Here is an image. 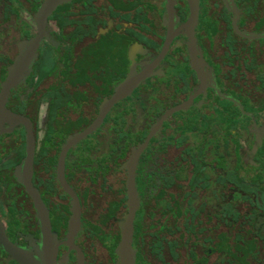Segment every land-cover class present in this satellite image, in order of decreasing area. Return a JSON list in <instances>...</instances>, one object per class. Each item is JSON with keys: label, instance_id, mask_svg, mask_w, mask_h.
<instances>
[{"label": "flooded vegetation", "instance_id": "flooded-vegetation-1", "mask_svg": "<svg viewBox=\"0 0 264 264\" xmlns=\"http://www.w3.org/2000/svg\"><path fill=\"white\" fill-rule=\"evenodd\" d=\"M45 1L0 0V264L46 220L55 264H114L130 168L133 264H264V0Z\"/></svg>", "mask_w": 264, "mask_h": 264}, {"label": "water", "instance_id": "water-1", "mask_svg": "<svg viewBox=\"0 0 264 264\" xmlns=\"http://www.w3.org/2000/svg\"><path fill=\"white\" fill-rule=\"evenodd\" d=\"M194 1V0H193ZM58 0H46L37 12V18L44 19V17L54 8ZM195 3V1H194ZM195 15V14H194ZM38 36L30 41V46H34L37 43ZM31 51V54L32 55ZM29 58L27 53L21 57L16 67L8 75L5 82L2 84V92L6 94L8 89L16 83L21 70L28 64ZM143 74L131 75L129 74L113 91L112 96L104 102L100 109V115L107 109V107L114 102L116 99L128 94L131 89L136 85L139 78ZM2 119H11L17 120L18 118L13 115H7L3 111V105L0 102V122ZM89 129L82 132L80 135L85 134ZM133 160V159H132ZM29 164V160H26V164ZM22 183L25 185L26 189L31 193L34 203L38 208L40 206L39 198L31 192L27 185L25 179L22 180ZM73 218L71 220L70 230L73 227L77 228V202L76 200L73 203ZM126 212L122 219L118 220V229H119V238L113 249V253L116 256L114 264H133V250L131 248V234H132V220L134 216L135 209L137 207V200L134 190L133 182V171L132 168L128 170L127 179H126ZM5 248L12 255V257L19 264H55V249L56 244L54 243L52 236L49 231V226L47 220L43 223V234H42V246L41 253L38 254L40 263L36 262L28 252L23 251L12 244H5Z\"/></svg>", "mask_w": 264, "mask_h": 264}, {"label": "rangeland", "instance_id": "rangeland-1", "mask_svg": "<svg viewBox=\"0 0 264 264\" xmlns=\"http://www.w3.org/2000/svg\"><path fill=\"white\" fill-rule=\"evenodd\" d=\"M53 79V78H52ZM54 82V81H53ZM54 99H57L56 98V93L54 92ZM129 102H133V100L131 99V100H128V103ZM257 108H259L258 106H257ZM55 119V110H52V112H51V119L50 120H52V119ZM10 137V139H12V141L14 142L15 141V139H13V138H15V136H9ZM0 148H1V146H0Z\"/></svg>", "mask_w": 264, "mask_h": 264}, {"label": "trees", "instance_id": "trees-1", "mask_svg": "<svg viewBox=\"0 0 264 264\" xmlns=\"http://www.w3.org/2000/svg\"><path fill=\"white\" fill-rule=\"evenodd\" d=\"M113 245V244H112ZM112 247V246H111ZM111 247H110V251H111ZM115 247V246H114ZM114 249V248H113Z\"/></svg>", "mask_w": 264, "mask_h": 264}]
</instances>
